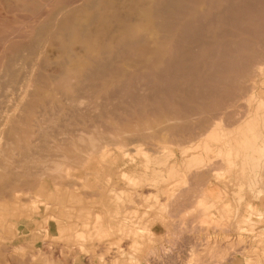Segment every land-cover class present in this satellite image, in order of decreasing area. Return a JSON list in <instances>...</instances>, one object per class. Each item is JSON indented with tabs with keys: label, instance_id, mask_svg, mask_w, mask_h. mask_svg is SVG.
Segmentation results:
<instances>
[{
	"label": "rangeland",
	"instance_id": "1",
	"mask_svg": "<svg viewBox=\"0 0 264 264\" xmlns=\"http://www.w3.org/2000/svg\"><path fill=\"white\" fill-rule=\"evenodd\" d=\"M58 1L59 0H0V95H6L4 98L5 102L2 101L4 100L3 98H1L2 100L0 99V102L6 105L4 107V105L0 103V142L5 145L4 147V145L0 143V264H264V157H261L264 154V150L262 151V149H264V71H260V68L264 69V51L259 47L258 49L255 46L253 48V45L251 46L253 49L250 47L252 52L254 51V56L256 52V56H258L259 59L255 56L257 59L253 60V55H250L248 59H251H247L248 69H243L242 74H240V67L243 66L239 64L242 60L241 57V59L239 57H227L225 59L227 63H237L235 66H229L232 68V71L234 68L235 69L233 71L234 73H230L231 76L228 74L227 78L229 79L227 80L232 82L233 85L239 82L240 84L238 83V85L245 91V93L243 90L239 92L238 90L242 88L236 84L237 87L235 86V89H238L235 90L236 100L238 101L237 104L234 99L235 102L230 105L228 102H224L225 104H221L222 108L221 105H217L218 108L216 107V109H214L215 105L214 108H212L213 104L211 105L210 103L206 104L209 108H207L206 105H201L202 108L198 105H192L193 109L190 110L191 112L188 109H184V106L183 109L188 112L189 116L187 120H174V123L172 120L171 122L173 124L171 122H166L169 127L172 125V128H169L171 130H165V127H168L166 124H158V121L149 122L151 120L150 114H145L148 119V121H145L146 116L142 114V118L138 113H140V109H143V106L152 108L153 102L156 101L158 103L157 99L164 102L169 99L168 103H171V96L174 97L176 95L175 97L177 98H173L175 101H180L184 97H187L186 94H183L187 90V85L190 86L195 83L184 84V81L181 80L185 78L186 75L188 76L187 73L191 70H187L188 67H181V74L178 73L179 69L176 70L179 76L176 74L174 77L178 76L180 78L182 75L181 79L178 77V79L174 78L172 75L175 73H170L171 76L169 78H174L178 86H181L183 83L182 87L177 86L178 89L183 88L181 89V93L180 90H174L175 92L170 89L167 90V88V91L163 90V88L169 87L170 83H156L152 79L150 80V88H148L149 85L146 81H148L151 76L147 74L145 76H148V78L150 77L149 79L146 81L145 79H141L138 82L136 81V83L133 81L135 84L130 82V86L126 85L127 88H125V84L124 86L122 84V86L120 84H115L113 85L114 87L111 85L110 87L112 88L110 89L114 92L110 93L111 90L107 92L111 99H109L110 102L108 103L103 99V101L106 102L105 105V102L101 99L102 95L100 97L96 94L92 95V97H94L91 100L86 94H81V96H83L81 98L74 90L76 87H82L84 85L81 81L82 79H76L72 77V74L69 77L70 79L68 77H63L65 71H62L63 73L59 72L60 70L57 68L55 70L56 72H53L55 68L52 69L53 65L49 64L47 59L55 53H57L61 59H73L74 63H76L75 61L77 60L85 62L88 60V57L95 61H100L108 57V59L117 61L118 64H115V66L120 68L119 58L117 59L119 54L116 53V50L98 49L94 52L93 50H88L85 45H72L73 42L60 44L59 38L52 39L53 41L49 39L48 41L46 38L47 41L45 42L44 39V44L43 42L41 45L39 44L38 48L39 51H41V53H39L40 55H38L39 58L32 55L25 56L24 53L21 54L20 50L26 48L30 40L29 37L32 35V24L44 18ZM69 1H76L77 5H79L78 2L80 0ZM231 1L233 3L230 4V9H232V7L237 9L240 8V11L244 10L246 12V8L251 10L256 6H260V9L256 7L258 11L255 8L256 12H259L260 10L263 11L262 8H264L262 0H255L256 3L254 0H249L246 2L248 7H245L243 4L245 0H242V2L238 0V3L236 0ZM144 2L145 0H118L117 9L119 8L118 11L123 17L127 15L131 17V20L136 21L138 16L135 10L128 8V6H130L131 3L140 5V3ZM239 3H242L243 6L238 5ZM233 4L234 6H232ZM251 5H253V7ZM35 6H39V10L36 11L37 7L35 8ZM243 7L245 9H243ZM110 16V19L113 20L112 14ZM113 22L111 29L113 32H100L98 44H101V46H105V44L109 43H113V46L114 44H118V37L115 38L117 35L115 32H118L117 30L119 29L118 23L115 20H113ZM17 30L18 32H16ZM112 35H115V37ZM11 36H13V38ZM106 40H108V42H106ZM175 41V47L177 42L179 46L181 44L184 45L182 38H178ZM17 44L21 49L17 48L18 46L16 47ZM60 45L64 46L61 47ZM67 46L69 47L68 49ZM179 46L175 48L173 54V59H177V61L181 60L177 52L183 53L182 49H178ZM40 47L46 50V52L40 49ZM181 47L182 46H180V48ZM77 48L79 50H76ZM12 49H16L15 51H17L18 54L17 52L15 54ZM63 50L68 59H66L65 55H61L63 54ZM72 50L74 54L70 53ZM75 50L79 53H76ZM11 51L14 52L13 54H15V56ZM101 51H105L104 54ZM196 51H198V49ZM196 51V56H192L193 58L191 57V61H201V59H199V54L200 52L202 53V51L199 50L198 53ZM230 51L231 50H229V52ZM257 51H260V53ZM111 53L113 54L111 55ZM71 54L76 56L75 59ZM21 55H23V57ZM177 55L179 57L175 58ZM6 56H9V59L13 56L10 60L11 62H15V64L13 63L12 65L11 62H9V64L13 66V70L10 67L7 68L9 59H7ZM112 56L116 59L112 58ZM17 58L19 63H17ZM33 59H42L41 65L43 64L44 66L42 65L41 72L43 74L40 76L41 72L38 71V73L35 71L33 73L34 75L31 76L32 78L30 77L31 82L28 84L29 88H23L20 85V81L25 71L20 69L23 68L24 65L21 64L22 62L33 61ZM236 59L239 62H237ZM213 60L215 59L207 60L208 63L205 62L202 63L203 66H199L202 72L198 70V65L191 66V68L195 67L196 69H192L189 75L193 74V76H191L194 78L198 75L202 76L206 71L207 73H210L212 70L214 71V66L212 65L214 64ZM86 62L89 63V61ZM208 64L211 66L210 70H208ZM204 67L208 69H202ZM44 68L47 69L46 71L48 73H44ZM237 68L240 69L238 73L236 72ZM2 69H4V71H2ZM6 69L9 70L7 71ZM20 70L23 72H19ZM9 71L11 72L7 74L8 76L11 75L14 77V73L16 74V72L20 75L16 74L14 77L15 79L13 77V79H11L10 76V78L6 77L5 79V75L9 73ZM184 71L186 72V75L184 74L185 76L183 75ZM198 71H200V73ZM2 73H4V75H1ZM194 74H196V76H194ZM241 75L244 76L245 81H243L244 78ZM237 76L240 77L239 81ZM233 77L235 78L234 82L230 80V78L233 79ZM9 79L10 81L14 80L13 82L15 84L11 85L13 82L11 81L9 84L10 81H8L7 83L10 85V88L6 86L8 84L5 82ZM43 79H45V82ZM3 83L5 85H2ZM139 83H142L140 88ZM45 84L46 86H44ZM157 84L159 85L157 86ZM38 85L41 86L42 89ZM74 85H76V87ZM133 85L135 88L132 89ZM242 85L248 91H246ZM55 86H58L61 92ZM141 86L144 88L141 89ZM48 87L49 89L46 90ZM53 87L58 90L54 91L55 89ZM120 87L121 89H117ZM145 87L148 88L146 92L149 90L150 92L154 91V94L153 92L152 94L149 92L148 95L155 98V101H152L150 98L147 102V99H145L147 105L144 103V105H141L138 104V102L139 100L142 101L140 97ZM36 88L38 91L41 89V92H37ZM136 88L141 92L139 93L134 90ZM108 89L109 87L106 88V90ZM125 89L129 90H126V92ZM121 90L125 91V93ZM131 90L135 95L130 92ZM160 90H163L161 93L166 91L167 93H164L168 96L166 97L164 93L160 94ZM33 91L36 92H34L36 97L33 95ZM117 91L121 98L120 96L113 95L114 93L117 94ZM135 91L138 94H136ZM63 92H65L66 95L62 97L61 95ZM51 93H55V95H53L54 97ZM56 93L60 94L58 96L61 97H58ZM70 93L71 95H78L77 97L75 96L77 99L72 96L71 98L75 100H70ZM240 93L244 94L241 95ZM156 94L158 96L160 95L159 98ZM67 95L69 97L68 99ZM145 95H147V93L143 94L142 97ZM244 95L245 98H243ZM51 96L53 98H51ZM181 96H183V98H181ZM237 96L240 97L237 99ZM79 97L84 104H79ZM87 97L90 100H87ZM239 98L241 99L239 100ZM94 99L97 101H94ZM73 101L76 103H73ZM86 101H88V104ZM92 101H94V103L96 102V104L92 103ZM149 101H152V103L150 102L152 106H149ZM101 102H103V104H101ZM232 104L233 106L231 107ZM84 105L86 106V112L83 111ZM91 105L92 107H90ZM156 105L157 104H154L155 107L153 109L158 111L162 106L156 107ZM179 105L180 104H174L173 106L164 105L162 109L169 110L170 107H173V111L176 109L175 112L181 113L183 110L181 105ZM225 105L228 106L226 107ZM101 106L106 111H103L102 108L100 110L99 107ZM7 107H9V109ZM92 108L96 109L91 110ZM97 108L99 111L105 112V114L99 112ZM210 108L215 111L211 112ZM87 109H90V115ZM114 109H119V112L121 109L124 110L122 112L123 114L121 113L122 115H120L122 120L124 118L123 121L119 120L121 119L118 116L119 112ZM201 109L206 110L204 112V114L206 113L205 115L202 113L203 111L200 112ZM180 110L182 111L180 112ZM110 111L111 113L112 111L115 112L114 116L112 115L115 119L111 118V115L108 114ZM58 112L60 113L59 115ZM71 112L73 114L76 113L75 116H73ZM213 112H217L216 115ZM220 112H223V115ZM98 113L102 114V119L101 116L99 117L100 114ZM69 115H71L69 117L70 120L68 119ZM83 115L86 121L89 120L88 122H85V120L81 118ZM86 115H89V119ZM104 115L107 116V120H104L106 119ZM108 115L110 116L109 118ZM203 115L206 116V118ZM21 117L22 119H19ZM52 117L53 119L55 117L56 121L58 120L57 118H59V123H56ZM92 117L93 119L95 118L94 120L92 119L94 122L91 121ZM99 118L103 120L102 124L99 123L101 121H99ZM117 119L119 120L117 121L118 123L116 122ZM204 119V124L200 125V122ZM48 120L51 121L48 122ZM77 120L80 121L78 122ZM86 123H88V125ZM124 123H127V125ZM186 123L189 124L187 125ZM103 124H107V127L105 126V128ZM178 125H185L188 129L184 128V130L183 126L181 131L180 127H176ZM138 126L143 128H139ZM114 127L117 130H115ZM174 127L175 130L177 129L175 132L173 130ZM138 128L144 131H139ZM47 130H49V132H47ZM100 130L103 131L101 132ZM172 130L173 132H171ZM184 131H186V133ZM187 131L191 132L187 133ZM42 136L44 138H42ZM93 145L94 147H92ZM18 146L20 149H17ZM45 147L47 150L44 149ZM2 149L4 150L3 152ZM25 149L27 152H25ZM42 149H44L43 152ZM60 149H62V152ZM84 150L89 151L87 153ZM260 150L261 153H263L262 155L258 152ZM50 151L53 153L50 154ZM19 155L20 157H18ZM36 155H39L43 159ZM60 156H63V158L61 159ZM16 159L17 162L15 163ZM1 160L3 161L2 163ZM23 160L26 162L25 164ZM257 163H260L258 164L259 166H257ZM55 165H62V167H64H61L60 171H55ZM21 167H25L24 170L21 169ZM14 169L16 172L12 171L13 173L11 176V170ZM1 177L3 178L1 179ZM9 180H11V183ZM6 181L11 184L9 185L7 182L10 188L6 185ZM12 181L14 183H12ZM121 181L123 182L122 184ZM3 184H5V186H3ZM206 185L212 188L216 187L219 195L217 197V203H212L209 198L204 197L203 189ZM44 188L47 191L49 190V198H45L46 200L41 193ZM55 204H59V207L61 206V212L59 214L65 213V208L67 211L73 212V210L69 209L73 207L75 210L72 217H75V219L79 218L83 224H85V220L90 217L87 209L89 210L90 208L92 212L96 210L101 217V226L99 229H95L92 227L84 228L79 225L76 228L81 229V231L75 232L76 230H73L68 237L63 236L58 239H52L47 236L44 237L43 234H37L33 241H31V227L30 232L28 230L25 231L26 229L22 231L20 223L27 224V221L31 222L33 215L39 217V215H41L39 210L41 206H44L46 211V215H43L41 219L53 216L54 212L50 213V211L57 207L54 206ZM6 212H8L9 216L6 215L7 218H4ZM65 216H67V219L70 218L68 213H66ZM66 231L70 232L69 230ZM119 233H122V237L126 238L123 239V244L125 245L123 246L122 244L120 252H118V249H115L117 248L116 237H118L116 234ZM57 236L60 237L59 232ZM42 242H44L43 246H41Z\"/></svg>",
	"mask_w": 264,
	"mask_h": 264
},
{
	"label": "bare ground",
	"instance_id": "2",
	"mask_svg": "<svg viewBox=\"0 0 264 264\" xmlns=\"http://www.w3.org/2000/svg\"><path fill=\"white\" fill-rule=\"evenodd\" d=\"M48 1V0H47ZM50 1V0H49ZM52 1V0H51ZM121 1V0H120ZM128 1V0H127ZM234 1V0H233ZM237 1V3H238V0H236ZM247 1H249V0H245V2L243 3L244 4V6L245 7H248L247 6V4H246V2ZM56 2V1H55ZM240 2H242V0L240 1ZM253 2V1H252ZM254 2H255V0H254ZM258 2V1H257ZM260 2V1H259ZM262 2H263V4H264V0H262ZM51 3V2H50ZM79 5H77V2L75 1H73V2H71V1H69V0H59L58 1V3L56 4L55 3V5H54V7H53V9H51L50 11H49V13L44 17V18H41V19H39L38 21H36V23H34V24H32V26H31V30H32V35H30V40H29V42L27 43V45H26V48L23 50V49H21L20 48V46L18 45L19 44V42H18V44L16 45V47L17 48H20L21 50H20V52H21V54L22 53H24L25 54V56L26 55H32V56H35V57H38V55H40L39 53H41V51H39V44L41 45V43L44 41V39H45V42L49 39V40H52V39H55V38H59L60 40V44L61 43H71V42H73V44L72 45H74V44H80V45H85V47H87V49L88 50H93L94 52H96V50H98V49H104V50H116V53L117 54H119L118 56L119 57H117V59L119 58V62H120V65H119V67L120 68H117V66H115V64H118V62L117 61H115V60H112V59H108V57L106 58V59H103V60H100V61H95V60H93V59H90V57H88V60H86V61H89V63L88 62H86L85 60V62H80V61H75L76 63H74L73 62V59H71L70 57V59H68L67 57H66V55H65V52H64V50H63V54H61V55H65V57H66V59H68V60H64V59H61V57H59V55L57 54V53H55L54 55H52V56H50L48 59H47V62L49 63V64H52L53 66V68L52 69H54V71L53 72H56L55 70H56V68L57 69H59L60 71L59 72H62L63 74H64V76L63 77H70V75L72 74V77H74V78H76V79H82L81 81L83 82V86L82 87H76V85H74L75 87H76V89L74 90L75 91V93L76 94H78V95H80L81 96V94H86V96H88V97H90L91 98V100L93 99V97H92V95H98L99 97L101 96V99H102V101H103V99L104 100H106L107 101V103L108 102H110V100L109 99H111V98H109V96H108V94L109 93H107V92H109L111 89L110 88H112V87H110L111 85L113 86V85H115V84H122L123 86H124V84H125V88H127L126 87V85L128 86H130V82H133V81H135V83H136V81L138 82V81H140L141 79H145V81L147 80V79H149L148 78V76H145V75H147V74H149V76H151V78L148 80V81H146L147 83H148V85H149V87L148 88H150V85H151V82H150V80L152 79L153 81H155L156 83H162V84H164V83H166V84H168V83H170L169 85V87L167 86V87H165V89L163 88V90H166V88H167V90L168 89H170L171 91H176V90H180V93H181V89H183V88H179L178 89V87L180 86H178V83H177V81L176 80H174V78H176V79H178L179 77V75L177 74V71L176 70H178L179 69V72L178 73H180V69H182L181 67H183V68H185V67H188V69L187 70H194V68H191V66H197L198 65V67L200 66L201 67V65H202V63H205V62H207L208 63V61L207 60H212V59H215V60H213V63L214 64H212L213 66H214V71L212 72H210V73H207V71H206V73H204L202 76L200 75H198V73H197V77H192L193 76V74H191V75H189L190 73V71L187 73L188 74V76H190V77H188L185 73V71H184V73H183V75L185 76V78H183V79H181L182 78V75L180 76V78L179 79H181L182 81H184V84L185 83H187V84H190V83H193V82H195L193 85H190V86H188L187 84V90L183 93V94H186V96L187 97H184L183 98V96H181V98H183L182 100H180V101H175V99H173V98H177V97H173V96H171V98H172V100L170 99V101H171V103H168L169 102V99L168 98H166V99H168V101H166V102H164V101H162V100H158L157 99V101H158V103L155 101V98H153V97H151V96H149L148 94H149V92H150V90L148 91V92H146L147 90L146 89H148L147 87H145V89L144 90H142L143 92H142V95L143 94H145V93H147V95H145L144 97H142V95H141V97L140 98H142L141 100L142 101H140L139 100V102H141V103H139L138 102V100H137V102H138V104H145V105H147L146 103L148 102V100H150V98H151V100L153 101H155V102H153V106L151 105V103H152V101H149V103H150V105H149V103H148V105L149 106H152V108L151 107H147V106H143V109H140V113H141V115H140V113H138L139 114V116L141 117L142 116V118H143V115H145V114H150V121L149 122H151V121H158V124H166L167 125V123L166 122H171L172 120H173V123H174V120H187V118L189 117L188 116V112H186V111H184V109H188L189 111L191 110V109H193V106L192 105H198L199 107H201V105L203 106V105H206V104H208V103H210L211 105L213 104V107L212 108H214V105H215V108L214 109H216V107H217V105L219 106V105H223V103L225 102H228L229 103V105L231 104V103H233V102H235L236 101V104H237V100H236V92H235V90H238V89H235V86H236V84H237V86H239L238 85V83H236L235 85H233V83L232 82H230V81H228L227 79H229V78H227L228 77V74H232V73H234L233 71H234V69H233V71H232V68H230L229 66H235V65H237V63L235 64V63H227L226 62V58L228 57H241L242 58V60L240 61V59L238 58V60L240 61V65H242L243 67H240L241 68V72H240V74H242L243 72V69H248V67H247V59H248V57L250 56V55H253V60H256L257 58H258V56H256V52H255V56L257 57H255L254 56V51L252 52V49L254 48V46L255 47H257V49H258V47L260 48V49H262L263 51H264V13H263V11H264V8H262L263 9V11H259V12H256V7H258V9H260V6H256L254 9H251V10H248V8H246V12L243 10V11H240L239 9H237V8H234V7H232V9H230L231 8V3H233L231 0H145V2L144 3H140V5H138L137 3H131V5L130 6H128V8H131V9H133V10H135V12H136V14H137V16H138V19L136 20V21H133V20H131V17H128L127 15L125 16V17H123V15L122 14H120L119 13V8L117 9V4H118V0H80L79 2ZM256 3V2H255ZM37 4V3H36ZM53 4V3H52ZM252 4H254V3H252ZM258 4H262V3H258ZM238 5H242V3L240 4H238ZM237 5V6H238ZM249 5V4H248ZM255 5V4H254ZM232 6H234V4L232 5ZM243 6V5H242ZM252 7H253V5H251ZM262 6V5H261ZM37 6H35V8H36ZM249 7H250V5H249ZM264 7V6H263ZM39 6L36 8V11L37 10H39ZM243 9H245L244 7H243ZM258 9H257V11H258ZM241 10H242V8H241ZM112 14V17H113V20H115L117 23H118V28H116V29H118L117 31L118 32H115L114 34L116 35V37H115V35L113 36V37H115V38H117L118 37V44L116 45V44H114V46H113V43H109V44H105V46L104 45H102L101 46V44H98L99 42V36H100V32H102L103 31V33L104 32H106V33H109V32H113V31H111V29H112V25H113V20H111L110 19V15ZM160 16V17H159ZM161 19H163V20H161ZM113 22V23H112ZM98 29V30H97ZM96 31V32H95ZM115 31V30H114ZM15 32V31H14ZM16 32H18V30L16 31ZM98 33H99V35H98ZM28 34H29V32H28ZM112 34V33H111ZM103 36V35H102ZM101 36V37H102ZM109 36H111V35H109ZM12 38H13V36H11ZM15 37V36H14ZM27 37V36H26ZM193 37H194V39H193ZM8 38V37H7ZM12 38H10V39H12ZM16 38V37H15ZM28 38V37H27ZM26 38V39H27ZM46 38H47V40H46ZM178 38H182L183 39V43H184V45H182L181 43V45L180 46H182L181 48H180V46L179 45H177L178 44V42H177V44H176V47H175V40H177ZM191 38V39H190ZM247 38H248V41H247ZM9 39V38H8ZM102 39H103V37H102ZM112 39V38H111ZM48 40V41H49ZM109 40V39H108ZM108 40H106V42H108ZM180 40V39H179ZM53 41V40H52ZM111 41V40H110ZM102 42V41H101ZM116 42V41H115ZM180 42V41H179ZM246 42H248V43H246ZM10 43V42H9ZM14 43H16V42H14ZM49 43V42H48ZM11 44V43H10ZM22 44V43H21ZM20 44V45H21ZM43 44H44V42H43ZM42 44V45H43ZM6 45V44H5ZM69 45V44H68ZM253 45V48L251 47ZM10 46H12V45H10ZM15 46V45H14ZM23 46H24V44H23ZM22 46V47H23ZM44 46V45H43ZM42 46V47H43ZM46 46H47V44H46ZM48 46H49V44H48ZM61 46V45H60ZM62 46H64V45H62ZM61 46V47H62ZM66 46V45H65ZM179 46V48L178 49H182V52L183 53H178L177 52V54H179V56L181 57L180 59V61H177V59H173V57H174V50H175V48H177ZM191 46H194V47H191ZM45 47V46H44ZM252 49H251V48ZM10 48V47H9ZM69 47L67 46V49H68ZM71 48H73V47H71ZM40 49H43V48H41L40 47ZM74 49V48H73ZM198 49V51L199 50H201L202 51V53L200 52V54H199V59H201V61H191V57L192 56H194L195 55V51ZM259 49V50H260ZM14 52H15V54H16V52L17 51H15L14 49H12ZM44 50V49H43ZM76 50H79L78 48L76 49ZM76 50H75V52H76ZM177 50V49H176ZM229 50H231L230 52H229ZM13 51H11L12 52V54L14 53ZM45 52H46V50H44ZM67 51V50H66ZM71 51V50H70ZM198 51H196L197 53H198ZM19 52V53H20ZM27 52V53H26ZM93 52V53H94ZM103 54H104V52L105 51H101ZM110 52H115V51H110ZM258 52V51H257ZM43 53V52H42ZM50 53V52H49ZM60 53V52H59ZM70 53H73V50H72V52H70ZM76 53H79V52H76ZM83 53V52H82ZM100 53V52H99ZM116 53H114V54H116ZM258 53H260V51L258 52ZM15 54H13L14 56H15ZM17 54H18V52H17ZM46 54V53H45ZM69 54V53H68ZM74 54V53H73ZM86 54V53H85ZM97 54V53H96ZM107 54H109V53H107ZM113 53H111V55H112ZM37 55V56H36ZM43 55H44V53H43ZM72 55V54H71ZM102 55V54H101ZM22 57H23V55H21ZM46 56V55H45ZM69 56V55H68ZM73 56V55H72ZM92 56V55H91ZM114 56H116V55H114ZM114 56H112V58H115ZM178 55H177V57L175 56V58H178L179 57ZM196 56V55H195ZM197 56H198V54H197ZM7 57V56H6ZM13 57V56H12ZM12 57L10 58V59H12ZM21 57V58H22ZM41 57H42V55H41ZM63 57V56H62ZM74 57V59H75V55L73 56ZM72 57V58H73ZM110 57V56H109ZM252 57V56H251ZM260 57V56H259ZM31 58V57H30ZM34 58V57H33ZM39 58V57H38ZM47 58V57H46ZM83 58V57H82ZM85 58V57H84ZM87 58V57H86ZM193 58V57H192ZM197 58V57H196ZM7 59H9V56L7 57ZM8 60V64H9V62H11V60ZM20 59V58H19ZM25 59H26V57H25ZM42 59H44V58H42ZM42 59H33V61H30V62H22V64L21 65H23V68H20V69H23L24 71H25V73H24V75H23V78H22V80L20 81V85L23 87V88H29V83L31 82L30 81V79L32 78L31 76L32 75H34L33 73L35 72V71H40L41 72V70H42V65H41V61H42ZM116 59V58H115ZM251 59V58H250ZM250 59H248V60H250ZM259 59V58H258ZM14 60V59H13ZM12 60V61H13ZM21 60V59H20ZM30 60V59H29ZM197 60H198V58H197ZM224 60H225V62H224ZM228 60H230V59H228ZM237 59H236V61L237 62H239ZM4 61V60H3ZM15 61V60H14ZM22 61V60H21ZM20 61V62H21ZM26 61H27V59H26ZM50 61V62H49ZM90 61H91V63H90ZM231 61H232V59H231ZM233 61H235V60H233ZM80 62V63H79ZM117 62V63H116ZM230 62V61H229ZM255 62H257V61H255ZM260 62V61H259ZM13 63L15 64V62H11V64L13 65ZM17 63H19L18 62V58H17ZM16 63V64H17ZM43 63V62H42ZM206 63V64H207ZM262 63V62H261ZM4 64V63H3ZM11 64H9L8 65V67L7 68H12V70H13V66L11 65ZM46 64V63H45ZM210 64H208V66L207 67H209V69L208 70H210L211 69V66H209ZM257 65V64H256ZM259 65V64H258ZM6 66V65H5ZM12 66V67H11ZM20 66V65H19ZM44 66V65H43ZM46 66V65H45ZM50 66V65H49ZM203 66V65H202ZM204 66H206V65H204ZM212 66V67H213ZM251 66V65H250ZM255 66V65H254ZM2 67H3V65H2ZM15 67H16V65H15ZM22 67V66H21ZM190 67V68H189ZM200 67L198 68V70H200L201 71V69H200ZM238 67H239V65H238ZM252 67V66H251ZM258 67V66H257ZM263 67V66H262ZM5 68V67H4ZM17 68V67H16ZM205 67L204 68H202V69H206ZM45 69V68H44ZM196 69V68H195ZM251 69V68H250ZM7 70V69H6ZM9 70V69H8ZM7 70V71H8ZM15 70V69H14ZM47 69H45V71H44V73L45 72H47L46 71ZM185 70V69H184ZM237 70V71H236ZM235 71L238 73V70H240V69H236ZM2 71H4V69H2ZM22 70H20L19 72H21ZM174 71H176V72H174ZM200 71H198L199 73H200ZM260 71H264V69H261L260 68ZM6 72V71H5ZM10 72L11 71H9V73H6V75H5V79H6V77H8V78H10L11 77V79H13L15 76H16V74H18L17 72H18V69H17V72H16V74L14 73V77L13 76H11V75H7V74H10ZM23 72V71H22ZM58 72V73H59ZM175 73L174 75H172L173 77L177 74L178 76H176V77H174L173 79H171V78H169L170 76H171V74L170 73ZM202 72V71H201ZM204 72V71H203ZM245 72H247V71H245ZM244 72V73H245ZM249 72H251V71H249ZM39 73V72H38ZM48 73V72H47ZM46 73V74H47ZM61 73V74H62ZM146 73V74H145ZM191 73H193V72H191ZM214 73V74H213ZM254 73V72H253ZM23 74V73H22ZM42 72H41V75L40 76H42ZM57 74V73H56ZM170 74V75H169ZM181 74V73H180ZM202 74V73H201ZM231 74L229 75V76H231ZM239 74V75H240ZM250 74V73H249ZM1 75H4V73H2ZM13 75V74H12ZM18 75H20V74H18ZM243 75H245V74H243ZM243 75H241V76H243ZM248 75V74H247ZM252 75H254V74H252ZM59 76V75H58ZM61 76V75H60ZM153 76H156V77H153ZM183 76V77H184ZM194 76H196V74H194ZM251 76V75H250ZM13 77V78H12ZM31 77V78H30ZM44 77H45V75H44ZM48 77V76H47ZM147 77V78H146ZM178 77V78H177ZM202 77V78H201ZM238 77V81H239V76H237ZM7 78V79H8ZM62 78V77H61ZM243 78H244V76H243ZM242 78V79H243ZM251 78H252V76H251ZM15 79V78H14ZM35 79V78H34ZM34 79H33V81H34ZM42 79V78H41ZM40 79V80H41ZM51 79V78H50ZM55 79V78H54ZM57 79H59V78H57ZM70 79V78H69ZM192 79V80H191ZM196 81H195V80ZM235 78L233 77V79H231L230 78V80L231 81H235L234 80ZM237 79V78H236ZM1 80V79H0ZM38 80V79H37ZM36 80V81H37ZM45 79H43V81H44ZM51 80H53V79H51ZM71 80H72V78H71ZM181 80H178V81H181ZM241 80V79H240ZM252 80V79H251ZM2 81H3V79H2ZM1 81V82H2ZM8 81H10V79L9 80H7V81H5L6 83L8 82ZM12 82L14 81V80H11ZM11 81L9 82V84L11 83ZM49 81V80H48ZM48 81H46V82H48ZM57 81V80H56ZM152 81V82H153ZM175 81V82H174ZM237 81V80H236ZM243 81H245V78H244V80ZM41 82V81H40ZM45 82V81H44ZM142 82V81H141ZM37 83H38V81H37ZM81 83V82H80ZM134 82H133V84H135ZM146 83V84H147ZM150 83V84H149ZM182 83V82H181ZM245 83V82H244ZM247 83V82H246ZM8 84V83H7ZM6 85V86H9L8 88H10V85ZM12 84H14V82L13 83H11V85ZM39 84V83H38ZM41 84V83H40ZM49 84V83H48ZM50 84H52V83H50ZM58 84V83H57ZM82 84V83H81ZM138 84V83H137ZM142 84V83H141ZM140 83H139V88H140V85H141ZM240 84V83H239ZM2 85H5L4 83L2 84ZM15 85V84H14ZM13 85V86H14ZM42 85V84H41ZM59 85H61V84H59ZM121 85V86H122ZM145 85V84H144ZM159 84H157V86H158ZM185 85V86H186ZM249 85H250V83H249ZM12 86V87H13ZM34 86V85H33ZM39 86V85H38ZM44 86H46V84L44 85ZM51 86V85H50ZM63 86V85H62ZM61 86V87H62ZM73 86V87H74ZM178 86V87H177ZM183 86V83L181 84V86L180 87H182ZM236 86V87H237ZM243 86V85H242ZM11 87V88H12ZM15 87V86H14ZM13 87V88H14ZM17 87H18V84H17ZM31 87V86H30ZM41 89H42V87L41 86H39ZM55 87H57L58 89H59V87L58 86H55ZM55 87H53L55 90L54 91H57L56 90V88ZM72 87V88H73ZM107 87H109V89L108 90H106V88ZM114 87V86H113ZM118 87V86H117ZM162 87V86H161ZM239 87H241V86H239ZM244 87V86H243ZM249 87H251V86H249ZM19 88V87H18ZM53 88H52V90H53ZM71 88V89H72ZM133 88H135L134 87V85H133V87H132V89ZM142 88H144L143 86H141V89ZM157 88V87H156ZM155 88V89H156ZM242 88V87H241ZM2 89H4V88H2ZM15 89V88H14ZM39 89V88H38ZM40 89V90H41ZM47 89H49V87L48 88H46V90ZM74 89V88H73ZM117 89H121V87L120 88H117ZM124 89V88H123ZM130 89V88H129ZM128 89V90H129ZM138 88H136V89H134V90H136V91H138L137 90ZM154 89V90H155ZM160 89V88H159ZM159 89H158V91H159ZM240 89V88H239ZM244 89H246L245 87H244ZM5 90H7V89H5ZM12 90V89H11ZM39 90V91H40ZM60 90V89H59ZM114 90H116V89H114ZM127 89H125V91H126ZM127 90V91H128ZM133 90V91H134ZM140 90V89H139ZM162 90V91H163ZM166 90V91H167ZM169 90V91H170ZM185 90V89H184ZM243 90V88L242 89H240V90H238L239 92H241ZM2 91V90H1ZM36 91L37 92H39L38 90H37V88H36ZM72 91V90H71ZM122 91V90H121ZM125 91H122V92H124L125 93ZM126 91V92H127ZM136 91H135V93H136ZM158 91H157V93H158ZM161 90H160V94H163L164 92H166V91H164L163 93H161L162 92ZM174 91V92H175ZM183 91V90H182ZM246 91H248L247 89H246ZM4 92V91H3ZM34 92L35 91H33L32 93H33V95H34ZM41 92V91H40ZM49 92V91H48ZM53 92V91H52ZM60 92H61V90H60ZM59 92V93H60ZM112 92H114V91H112L111 90V92L110 93H112ZM120 92V91H119ZM122 92H120V93H122ZM131 93H133L134 94V92H132V90L130 91ZM139 93L141 92V91H138ZM152 92H153V94H154V91H151L150 93L152 94ZM238 92V93H239ZM243 92L245 93V91L243 90ZM1 93V92H0ZM5 93V92H4ZM4 93H2V94H4ZM36 93V92H35ZM50 93V92H49ZM64 93V94H63ZM62 93V97H63V95H66L65 94V92H63ZM67 93V92H66ZM115 93H116V91H115ZM113 94V95H117V96H120V95H118L119 93H118V91H117V94ZM155 93H156V91H155ZM167 93V92H166ZM166 93H164L165 95H166ZM173 93V92H172ZM244 93H242V94H244ZM248 93V92H247ZM127 94V93H126ZM125 94V95H126ZM130 94V93H129ZM128 94V95H129ZM136 94H138V93H136ZM159 94V93H158ZM241 94V93H240ZM241 94V95H242ZM19 95V94H18ZM32 95V94H31ZM33 95H32V97H33ZM37 95V94H36ZM51 95L53 96V95H55V93L53 94V93H51ZM56 95L58 96V95H60V94H57L56 93ZM69 95V94H68ZM68 95H67V99L69 98L70 100H75V99H77V98H75V96L76 95H71V93H70V95H69V97H68ZM77 95V96H78ZM112 95V96H113ZM127 95V96H128ZM135 95V94H134ZM172 95V94H171ZM182 95V94H181ZM35 96V95H34ZM51 96V98H53ZM61 96H58V97H61ZM72 96H74V98L75 99H73V98H71ZM76 96V97H77ZM97 96V97H98ZM110 96H111V94H110ZM123 96V95H122ZM126 96V98L128 99V97L130 96H128L127 97ZM132 96V95H131ZM156 96L159 98V96L156 94ZM168 95H166V97H167ZM177 96H179V95H177ZM185 96V95H184ZM247 96V95H246ZM6 97V95L4 94V95H0V99L1 98H5ZM28 97V96H27ZM36 97V96H35ZM38 97V96H37ZM57 97V98H58ZM83 96H81V98H82ZM85 97V96H84ZM87 97V100L89 99ZM96 97V96H95ZM108 97V98H107ZM124 97V96H123ZM122 97V98H123ZM155 97V96H154ZM156 97V98H157ZM169 97H170V95H169ZM238 97H240V96H237V99H238ZM80 97H79V101H80V103H79V101H78V103L81 105V104H84V102H81L82 101V99H81ZM114 98V97H113ZM116 98V97H115ZM117 98H119V97H117ZM120 98H121V96H120ZM140 98H138V99H140ZM180 98V99H181ZM208 98H209V100H208ZM242 98V97H241ZM241 98H239V100L241 99ZM243 98H245V95H244V97ZM8 99V98H7ZM6 99V100H7ZM33 99H34V97H33ZM37 99V98H36ZM59 99V98H58ZM64 99V98H63ZM85 99V98H84ZM83 99V100H84ZM124 99V98H123ZM130 99H131V97H130ZM135 99H136V97H135ZM145 99H147V102H145ZM165 99V98H164ZM179 99V98H178ZM234 99H235V101H234ZM2 100V99H1ZM69 100V101H70ZM90 100V99H89ZM96 99H94V101H95ZM109 100V101H108ZM118 100V99H117ZM120 100V99H119ZM126 100V99H125ZM129 100V99H128ZM249 100V99H248ZM247 100V101H248ZM2 101H4L5 102V99L4 100H2ZM17 101V100H16ZM32 101V100H31ZM59 101V100H58ZM61 101V100H60ZM63 101V100H62ZM65 101H66V98H65ZM94 101H92V103H94ZM97 101V100H96ZM133 101H134V99H133ZM136 101V100H135ZM174 101V102H173ZM34 102V101H33ZM36 102V101H35ZM87 102V104H88V101H86ZM103 102H105V101H103ZM103 102H101V104H103ZM132 102V101H131ZM0 103H2L3 104V102H0ZM30 103V102H29ZM72 103V102H71ZM73 103H76L75 101H73ZM89 103H91V102H89ZM91 103V104H92ZM119 103V102H118ZM224 103V104H225ZM63 104V103H62ZM70 104V103H69ZM69 104H68V106H69ZM94 104H96V102L94 103ZM93 104V105H94ZM100 104V105H101ZM143 104V105H144ZM154 104H157L156 105V107L157 106H164V105H169V106H173L174 104H180L181 105V108H182V110H180V112L181 113H177V112H175L176 111V109H175V111H173L172 110V108L173 107H170L169 108V110H165L164 108L162 109V107L158 110V111H156V110H154L153 108L155 107L154 106ZM235 104V103H234ZM250 104V103H249ZM4 105V107L6 106L5 104H3ZM3 105H1V106H3ZM64 105V104H63ZM73 105V104H72ZM90 105V104H89ZM89 105H88V108H89ZM105 105H106V102H105ZM104 105V106H105ZM140 105V106H141ZM179 105V106H180ZM210 105V106H211ZM222 105H221V108H222ZM247 105V104H246ZM71 106V105H70ZM78 106V105H77ZM83 106V105H82ZM85 106V105H84ZM95 106V105H94ZM93 106V107H94ZM98 106H99V104H98ZM139 106V107H140ZM166 106H165V108H166ZM185 106V107H184ZM207 106V108H209L208 107V105H206ZM205 106V107H206ZM226 107L228 106V105H225ZM233 106V104L231 105V107ZM19 107V106H18ZM79 107V106H78ZM77 107V108H78ZM90 107H92V105L90 106ZM96 107V106H95ZM183 107H184V109H183ZM8 109H9V107H7ZM74 108V107H73ZM85 108H86V106L84 107V112H86L85 111ZM100 108V110H101V108H102V106L101 107H99ZM114 108V107H113ZM194 108H196V107H194ZM202 108V107H201ZM218 108V107H217ZM225 108V107H224ZM5 109V108H4ZM7 109V110H8ZM63 109V108H62ZM65 109H67V108H65ZM80 109V108H79ZM93 109H96V108H92L91 110H93ZM103 109V108H102ZM107 109V108H106ZM108 109H109V107H108ZM111 109V108H110ZM167 109V108H166ZM204 109V108H203ZM3 110V109H2ZM59 110V109H58ZM77 110V109H76ZM75 110V111H76ZM88 110V109H87ZM90 110V109H89ZM88 110V111H89ZM97 110H98V108H97ZM113 110V109H112ZM115 110V109H114ZM199 110V109H198ZM210 110H211V108H210ZM219 110H220V108H219ZM222 110V109H221ZM1 111V110H0ZM81 111V110H80ZM96 111V110H95ZM95 111H93L94 113H95ZM99 111V110H98ZM97 111V112H98ZM103 111H106V110H104L103 109ZM103 111H99V112H102V114H105V112L103 113ZM115 111H117V112H119V109H116ZM124 110H122L121 109V111L118 113V116L120 117V115H122ZM126 111V110H125ZM201 111H203L202 113L204 114V112L206 111V110H200V112ZM212 111H215V110H211V112ZM218 111V110H217ZM77 112H78V110H77ZM107 112H108V110H107ZM139 112V111H138ZM191 112V111H190ZM193 112V111H192ZM209 112V111H208ZM6 113V112H5ZM65 113V112H64ZM72 113V112H71ZM90 113H91V111H89V115H90ZM93 113V114H94ZM122 113V114H121ZM214 113V112H213ZM217 113V112H216ZM216 113H214L215 115H216ZM221 113V112H220ZM223 113V112H222ZM221 113V114H222ZM60 113L58 112V115H59ZM73 114V113H72ZM76 114V113H75ZM75 114H73V116H75ZM95 114H97V113H95ZM98 114H100L99 115V117L101 116V119H102V114L101 113H98ZM108 114H110L111 115V118H114V117H112V115L114 116V114H115V112H113L112 111V113H111V111H110V113H108ZM129 114V113H128ZM137 114V113H136ZM143 114V115H142ZM206 114V113H205ZM204 114V115H205ZM209 114V113H208ZM212 114V113H211ZM218 114H219V112H218ZM217 114V115H218ZM2 115V114H1ZM4 115V114H3ZM57 115V116H58ZM66 115H67V113H66ZM89 115H86L87 117L89 116ZM92 115V114H91ZM107 115V114H106ZM106 115H104V117L106 116ZM126 115V114H125ZM189 115H190V113H189ZM197 115V114H196ZM203 115V116H204ZM223 115V114H222ZM15 116V115H14ZM71 115H69L68 116V119H69V117H70ZM73 116H72V118H73ZM79 116V115H78ZM97 116V115H96ZM146 116V115H145ZM219 116V115H218ZM12 117V116H11ZM84 117V115L81 117V118H83ZM103 117V118H104ZM110 116L108 115V118H109ZM116 117V116H115ZM205 118H206V116H204ZM7 118V117H6ZM5 118V119H6ZM47 118V117H46ZM57 118V117H56ZM76 118V117H75ZM77 118H79V117H77ZM80 118V119H81ZM85 118V117H84ZM83 118V119H84ZM106 119H104V120H107V116L105 117ZM121 118V117H120ZM142 118H140V119H142ZM145 118V117H144ZM207 118H209V117H207ZM3 119V118H2ZM19 119H22V117L21 118H19ZM25 119V118H24ZM52 119H53V117H52ZM58 120L56 121L55 120V117H54V119L53 120H55L56 121V123L59 121V118H57ZM63 119V118H62ZM66 119H67V117H66ZM86 119V118H85ZM84 119V120H85ZM88 119H89V117H88ZM93 117L91 118V121L92 122H94L93 120L95 119H93ZM97 119V118H96ZM100 118H99V121L101 120ZM115 119V118H114ZM137 119V118H136ZM215 119V118H214ZM233 119V118H232ZM15 120V119H14ZM13 120V121H14ZM42 120V119H41ZM45 120V119H44ZM52 120V121H53ZM61 120V119H60ZM64 120V119H63ZM70 120V119H69ZM75 120V119H74ZM119 120H122V118L121 119H119ZM118 119L116 120V122L117 121H119ZM123 120H124V118H123ZM122 120V121H123ZM4 121V120H3ZM20 121V120H19ZM51 121V120H50ZM49 120H48V122H50ZM67 121V120H66ZM78 121V120H77ZM80 121V120H79ZM78 121V122H79ZM89 121V120H88ZM88 121H86L85 120V122H88ZM96 121V120H95ZM98 121V120H97ZM127 121H129V120H127ZM131 121H132V119H131ZM138 121H140V120H138ZM145 121H148V119H147V116H146V119H145ZM21 122V121H20ZM68 122V121H67ZM72 122H74V121H72ZM76 122V121H75ZM102 122H103V120H101L99 123H101L102 124ZM135 122V121H134ZM178 122V121H177ZM180 122V121H179ZM189 122V121H188ZM204 122H205V119L203 120V121H201L200 122V125L201 124H204ZM22 123V122H21ZM44 123V122H43ZM59 123V122H58ZM61 123H62V121H61ZM65 123V122H64ZM69 123V122H68ZM90 123V122H89ZM97 123V122H96ZM118 123V122H117ZM122 123V122H121ZM130 123V122H129ZM137 123V122H136ZM172 123V122H171ZM170 123V124H171ZM172 123V124H173ZM190 123V122H189ZM188 123V124H189ZM49 124V123H48ZM87 125H88V123H86ZM95 124V123H94ZM108 124V123H107ZM107 124H103L104 125V127L106 126L107 127ZM110 124V123H109ZM123 124V123H122ZM125 124V123H124ZM133 125H135L134 123H132ZM141 124V123H140ZM140 124H138V125H140ZM187 124V123H186ZM187 124V125H188ZM218 124V123H217ZM52 125V124H51ZM62 125H64V124H62ZM111 125H112V123H111ZM125 125H127V123L125 124ZM129 125H131V124H129ZM10 126V125H9ZM49 126V125H48ZM55 126V125H54ZM61 126V125H60ZM97 126V125H96ZM102 126V125H101ZM121 126V125H120ZM132 126V125H131ZM140 126H142V125H140ZM165 126V125H164ZM168 126V125H167ZM172 126V125H171ZM170 126V127H171ZM184 126V127H183ZM68 127V126H67ZM103 127V128H104ZM105 127V128H106ZM127 127V126H126ZM139 127V126H138ZM169 126L168 127H165V130L166 129H169L170 128ZM176 127H180V130L182 131V127H183V129L184 128H187V126H185V125H182V126H180V125H178V126H176ZM192 127V126H191ZM12 128V127H11ZM16 128V127H15ZM50 128V127H49ZM66 128V127H65ZM98 128V127H97ZM102 128V129H103ZM109 128H111V127H109ZM112 128H113V125H112ZM115 128V127H114ZM123 128V127H122ZM133 128V127H132ZM139 128H143V127H139ZM139 128H138V130H139ZM172 128V127H171ZM44 129V128H43ZM42 129V130H43ZM59 129V128H58ZM57 129V130H58ZM123 129H125V128H123ZM146 129V128H145ZM179 129V128H178ZM188 129V128H187ZM16 130V129H15ZM54 130H56V129H54ZM89 130V129H88ZM110 130H112V129H110ZM115 130H117L116 128H115ZM127 130H128V128H127ZM133 130H135V129H133ZM137 130V131H138ZM142 130V129H141ZM141 130H139V131H141ZM147 130V129H146ZM169 130H171V129H169ZM173 130H174V132L175 131H177V129L175 130V127L173 128ZM173 130L171 131V132H173ZM185 130V129H184ZM53 131V130H52ZM61 131V130H60ZM59 131V132H60ZM97 131V130H96ZM101 132L103 131V130H100ZM105 131H107V130H105ZM125 131V130H124ZM129 131V130H128ZM132 131V130H131ZM142 131H144V130H142ZM168 131V130H167ZM42 132V131H41ZM47 132H49V130H47ZM63 132V131H62ZM89 132V131H88ZM108 132V131H107ZM179 132V131H178ZM185 133H186V131H184ZM189 132H191V131H189ZM188 131H187V133H189ZM43 133H44V130H43ZM64 133V132H63ZM95 133V132H94ZM104 133V132H103ZM109 133H110V131H109ZM119 133V132H118ZM125 133V132H124ZM40 134V133H39ZM49 134V133H48ZM47 134V135H48ZM54 134V133H53ZM108 134V133H107ZM177 134V133H176ZM180 134V133H179ZM191 134V133H190ZM24 135H26V134H24ZM91 135V134H90ZM170 135V134H169ZM180 135H183L182 133L180 134ZM187 135V134H186ZM192 135V134H191ZM253 135V134H252ZM28 136V135H27ZM44 136V135H43ZM42 136V138H44ZM46 136V135H45ZM58 136V135H57ZM96 136V135H95ZM98 136V135H97ZM172 136H173V133H172ZM136 137V136H135ZM142 137V136H141ZM261 137V136H260ZM24 138V137H23ZM86 139V138H85ZM261 139V138H260ZM23 140V139H22ZM62 140V139H61ZM90 140V139H89ZM262 140V139H261ZM25 141V140H24ZM80 141V140H79ZM9 142V141H8ZM83 142V141H82ZM0 143H2V142H0ZM10 143H11V141H10ZM64 144V143H63ZM86 144V143H85ZM2 145H4L3 143H2ZM17 145V144H16ZM71 145V144H70ZM14 146V145H13ZM26 146V145H25ZM36 146V145H35ZM43 146V145H42ZM60 146V145H59ZM58 146V147H59ZM67 146V145H66ZM65 146V147H66ZM78 146H80V145H78ZM4 147H5V145H4ZM73 147V146H72ZM84 147V146H83ZM82 147V148H83ZM92 147H94V145L92 146ZM7 148V147H6ZM25 148V147H24ZM27 148V147H26ZM40 148V147H39ZM48 148V147H47ZM57 148V147H56ZM60 148V147H59ZM62 148V147H61ZM68 148V147H67ZM74 148V147H73ZM260 148V147H259ZM263 148V147H262ZM17 149H20L19 148V146L17 147ZM17 149H15V150H17ZM44 149H46V147L44 148ZM44 149H42V152H43V150ZM79 149V148H78ZM78 149H76V150H78ZM34 150V149H33ZM36 150V149H35ZM39 150V149H38ZM47 150V149H46ZM46 150H45V152H46ZM51 150H53V149H51ZM62 149H60V151H61ZM74 150V149H73ZM75 150V151H76ZM81 150V149H80ZM264 149H262V151H263ZM1 151V150H0ZM4 150L2 149V152H3ZM20 151V150H19ZM19 151H17V152H19ZM37 151V150H36ZM83 151V150H82ZM84 151H86V150H84ZM89 151V150H88ZM88 151H86L87 153H88ZM92 151V150H91ZM90 151V152H91ZM14 152V151H13ZM21 152V151H20ZM25 152H27L26 151V149H25ZM51 153L50 154H52L53 152L52 151H50ZM57 152V151H56ZM62 152V151H61ZM64 152V151H63ZM67 152V151H66ZM258 152H260L261 153V150L260 151H258ZM34 153H35V151H34ZM58 153V152H57ZM70 153V152H69ZM263 153H264V151H263ZM263 153H261V155L263 154ZM3 154H5V153H3ZM18 154V153H17ZM23 154V153H22ZM33 154V153H32ZM31 154V155H32ZM71 154V153H70ZM70 154H69V157H70ZM15 155V154H14ZM27 155V154H26ZM30 155V156H31ZM35 155V154H34ZM43 155H44V153H43ZM60 155V154H59ZM63 155V154H62ZM74 155V154H73ZM264 155V154H263ZM261 156V157H264V156ZM37 156V155H36ZM58 156V155H57ZM18 157H20V155L18 156ZM22 157V156H21ZM25 157V156H24ZM23 157V158H24ZM29 157V156H28ZM35 157V156H34ZM34 157H32V158H34ZM37 157H39V158H42V157H40L39 155L37 156ZM44 157V156H43ZM61 157V156H60ZM65 157H66V155H65ZM251 157V156H250ZM3 158V157H2ZM46 158V157H45ZM63 158V156L61 157V159ZM28 159V158H27ZM30 159V158H29ZM43 159V158H42ZM41 159V160H42ZM51 159V158H50ZM68 159V158H67ZM72 159V158H71ZM78 159V158H77ZM262 159V158H261ZM19 160V159H18ZM24 160H25V158H24ZM23 160V161H24ZM35 160V159H34ZM37 160V159H36ZM66 160V159H65ZM68 160H70V159H68ZM28 161H30V160H28ZM76 161V160H75ZM252 161V160H251ZM259 161V160H258ZM261 161V160H260ZM3 161L1 160V163H2ZM17 162V159H16V161H15V163ZM37 162V161H36ZM72 162V161H71ZM253 162V161H252ZM257 162V161H256ZM14 163V164H15ZM26 162L24 161V164H25ZM59 163V162H58ZM57 163V164H58ZM70 163V162H69ZM75 163V162H74ZM254 163V162H253ZM28 164V163H27ZM34 164V163H33ZM55 164V163H54ZM53 164V165H54ZM76 164H77V162H76ZM79 164V163H78ZM205 164V163H204ZM255 164V163H254ZM258 164H260V163H257V166H259ZM1 165V164H0ZM29 165V164H28ZM69 165V164H68ZM75 165V164H74ZM6 166V165H5ZM13 166V165H12ZM17 166V165H16ZM22 166V165H21ZM25 166V165H24ZM34 166H37V165H34ZM56 166V165H55ZM80 166V165H79ZM8 167H9V165H8ZM7 167V168H8ZM39 167V166H38ZM61 167H62V165H58V166H56V170L55 171H60L61 170ZM64 167V166H63ZM62 167V168H63ZM11 168V167H10ZM16 168V167H15ZM25 168V167H24ZM24 168H22L21 167V169H23L24 170ZM28 168V167H27ZM40 168V167H39ZM1 169H2V167H1ZM4 169V168H3ZM9 169V168H8ZM17 169H19V168H17ZM29 170H30V168H29ZM51 170H53V169H51ZM68 170V169H67ZM10 171V170H9ZM12 171H15V169L14 170H11V173H10V175L13 173ZM69 171V170H68ZM16 172V171H15ZM52 172H54V171H52ZM175 172V171H174ZM41 173V172H40ZM33 174V173H32ZM69 174V173H68ZM16 175V174H15ZM12 176V175H11ZM68 177V176H67ZM3 177H1V179H2ZM12 180V179H11ZM11 180H9L10 181V183H11ZM203 180V179H202ZM5 181V180H4ZM17 181V180H16ZM205 181V180H204ZM7 182L8 181H6L5 183H6V185H8L7 184ZM9 183V182H8ZM9 183V185H11ZM12 183H14L13 181H12ZM16 183V182H15ZM206 183V182H205ZM8 185V186H9ZM12 185H14V184H12ZM205 185V184H204ZM1 186V185H0ZM3 186H5V184H3ZM15 186V185H14ZM17 186V185H16ZM12 187V186H11ZM9 188H10V186H9ZM14 188V187H13ZM4 189V188H3ZM6 190H8V189H6ZM115 190V189H114ZM1 191V190H0ZM3 192V191H2ZM1 193V192H0ZM41 193H42V196H43V198L45 199H47V198H49V196H48V194H49V190L47 191L45 188L41 191ZM119 193V192H118ZM4 195H5V193H4ZM5 197H6V195H5ZM19 198V197H18ZM122 198V197H121ZM45 199V200H46ZM51 205H52V203H51ZM54 206H57V207H55L54 208ZM53 206V210H51L50 211V213H60L61 212V210H60V208H61V206L59 207V204H55ZM15 207V206H14ZM13 207V208H14ZM68 207V206H67ZM40 214L41 215H39V218H43V215H46V211H45V209H44V206H41L40 207ZM72 210H73V213H74V210L75 209H73V207H72ZM6 215L7 216H9V214H8V212H6L5 213V216H4V218H7L6 217ZM21 215V214H20ZM19 215V216H20ZM54 215V214H53ZM72 217V216H71ZM53 218V217H52ZM57 221V220H56ZM9 222V221H8ZM21 225V224H20ZM20 227V226H19ZM52 228H53V226H51ZM20 229V228H19ZM26 229V228H25ZM27 231V230H26ZM23 234V233H22ZM55 234V232H54V230H52L51 231V235H54ZM21 236H23V235H21ZM119 252V251H118ZM123 255V254H122Z\"/></svg>",
	"mask_w": 264,
	"mask_h": 264
},
{
	"label": "crops",
	"instance_id": "3",
	"mask_svg": "<svg viewBox=\"0 0 264 264\" xmlns=\"http://www.w3.org/2000/svg\"><path fill=\"white\" fill-rule=\"evenodd\" d=\"M123 182L121 181V184ZM119 184V185H121ZM119 188V187H118ZM115 189V188H114ZM118 190V189H117ZM203 195L204 197H207L211 200L212 203H217V197L219 196L215 188H212L208 185H206L203 189ZM70 210H72V208H69ZM88 214L90 215V217L85 220V224H83L79 218L75 217H71L73 216V212L72 211H67L65 208V213L63 214H58V213H54L53 216L47 217L46 219H41L39 217H36L33 215V219H31V222L27 221V224L25 223H20L21 225V229L22 231H24V229L26 228V230H28L30 232V227H31V233L30 236L32 237L31 241H33L34 237L39 234V235H44L47 236L48 238H61L63 236L68 237L69 234H71L73 232V230H76L75 232H80L81 229L76 228L79 225L83 226L84 228H88V227H92L95 229H99V227L101 226L100 220V214L99 212H97L96 210H92L89 208V210L87 209ZM68 213L70 215V218L67 219V216H65V214ZM58 214V215H56ZM93 215V218H92ZM53 217V218H52ZM57 220V221H56ZM88 222V223H87ZM53 226V228L51 227ZM25 230V231H26ZM54 230L55 234L51 235V231ZM66 230H69L70 232H67ZM59 232L60 237L57 236V233ZM122 234V233H121ZM120 233L116 234L118 237L117 238V248H115L116 250L118 249V251L120 252V248L122 247L123 244V238L122 235ZM40 242V241H39ZM36 244V242H35ZM44 245V242L41 243V246ZM125 244H123L124 246Z\"/></svg>",
	"mask_w": 264,
	"mask_h": 264
}]
</instances>
